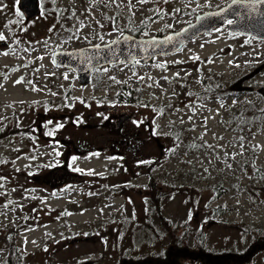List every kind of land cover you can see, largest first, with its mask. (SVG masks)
I'll list each match as a JSON object with an SVG mask.
<instances>
[{
	"label": "rangeland",
	"instance_id": "obj_1",
	"mask_svg": "<svg viewBox=\"0 0 264 264\" xmlns=\"http://www.w3.org/2000/svg\"><path fill=\"white\" fill-rule=\"evenodd\" d=\"M19 1L0 0V128L16 113L27 132L0 140V264L10 233L22 264H119L184 231L204 233L210 253L246 250L264 225V39L219 26L88 83L52 61L134 29L177 30L230 0H37L32 18ZM216 80L219 94H201ZM252 108L260 120L228 121ZM176 132L201 149L171 154Z\"/></svg>",
	"mask_w": 264,
	"mask_h": 264
},
{
	"label": "water",
	"instance_id": "obj_2",
	"mask_svg": "<svg viewBox=\"0 0 264 264\" xmlns=\"http://www.w3.org/2000/svg\"><path fill=\"white\" fill-rule=\"evenodd\" d=\"M18 6L26 18L35 17L39 13L37 0H20ZM228 20L233 23L228 24ZM219 26L229 33L263 40L264 4L245 9L242 4H233L230 0L219 8L196 14L194 20L177 30L147 37L124 32L107 43L90 44L71 50L56 49L52 53V61L55 65L74 71L80 83H88L96 68L117 63L132 64L136 59L144 63L158 56L172 54L192 39Z\"/></svg>",
	"mask_w": 264,
	"mask_h": 264
},
{
	"label": "trees",
	"instance_id": "obj_3",
	"mask_svg": "<svg viewBox=\"0 0 264 264\" xmlns=\"http://www.w3.org/2000/svg\"><path fill=\"white\" fill-rule=\"evenodd\" d=\"M133 35H138V31L134 29L131 31ZM97 69H94V71ZM223 87L222 83L218 80L215 83L208 84L206 81L203 84L201 94H219L220 89ZM133 93V91L131 92ZM117 102L121 100L125 103L131 102L130 97L121 99L119 95L116 97ZM264 111V110H261ZM261 111L252 109H239L236 112H231L229 114L228 121L233 125L242 126L244 124H251L260 120ZM235 127V126H234ZM27 132L18 126L17 115L14 113L11 118L6 120L3 126L0 128V140L6 138L9 135H25ZM182 133H173V149L171 154H176L182 151H191L201 149V143L197 141L185 140L181 135ZM214 191L217 195L223 192V188H216L213 186ZM216 208L213 210L216 212ZM22 229L19 227L17 232ZM251 235L250 246L241 252H218L210 253L204 250V233L197 236V233L190 237L187 231L181 234V239L175 241L164 248V250L156 253L142 257H130L124 254L123 258L120 259L119 264H185L184 261H188V264H250L251 258L254 254L264 250V225L261 227L252 228L249 231ZM177 235V234H176ZM176 235H172L175 238ZM7 242L10 244L8 246V254L4 259L3 264H22L24 263V253L20 251V247L14 244V239L10 233L7 237ZM190 238L193 240L190 244ZM149 242V240H148ZM131 250H129L128 253ZM126 256V257H125Z\"/></svg>",
	"mask_w": 264,
	"mask_h": 264
},
{
	"label": "snow or ice",
	"instance_id": "obj_4",
	"mask_svg": "<svg viewBox=\"0 0 264 264\" xmlns=\"http://www.w3.org/2000/svg\"><path fill=\"white\" fill-rule=\"evenodd\" d=\"M140 2H146V0H140ZM232 2H233V4H242L245 7V9H247L248 7L254 6V5L264 4V0H232ZM227 23L232 24L233 21L228 20ZM4 39H5L4 35L0 34V41H2ZM4 54L7 55V53H4ZM112 79H114V78H112ZM20 82L21 81H17V83H20ZM59 127H62V125H59ZM242 146L243 145H241V147ZM257 147H259V146H257ZM229 167H230V165H229ZM77 170H79V169H77Z\"/></svg>",
	"mask_w": 264,
	"mask_h": 264
}]
</instances>
